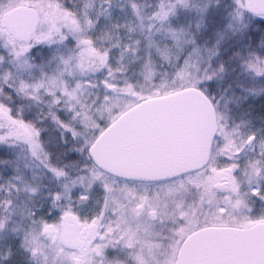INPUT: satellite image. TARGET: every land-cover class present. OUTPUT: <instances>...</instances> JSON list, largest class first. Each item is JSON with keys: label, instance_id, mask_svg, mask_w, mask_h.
Segmentation results:
<instances>
[{"label": "snow or ice", "instance_id": "6c2138e0", "mask_svg": "<svg viewBox=\"0 0 264 264\" xmlns=\"http://www.w3.org/2000/svg\"><path fill=\"white\" fill-rule=\"evenodd\" d=\"M0 264H264V0H0Z\"/></svg>", "mask_w": 264, "mask_h": 264}]
</instances>
